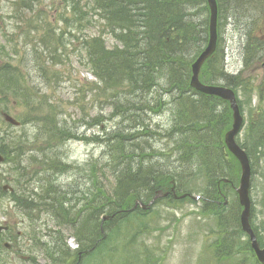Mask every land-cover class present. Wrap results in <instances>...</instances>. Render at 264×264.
<instances>
[{"label": "trees", "instance_id": "16d2710c", "mask_svg": "<svg viewBox=\"0 0 264 264\" xmlns=\"http://www.w3.org/2000/svg\"><path fill=\"white\" fill-rule=\"evenodd\" d=\"M84 2L87 4L84 5ZM216 2L218 17L227 15L234 18L243 14V17L249 15L253 18L254 14L258 15L264 8V0ZM20 4L25 9H32L27 0H21ZM66 8H71V15L75 18H71L72 23L65 26L70 31H74L73 28L78 27L81 21L90 24L92 18V23L102 24L98 35L88 37L80 44L79 62L83 58V65L105 90L115 93L119 91L123 101L116 96L114 105L124 109V112L144 102L147 106L142 110L144 113L156 116L163 113V110L168 111L171 125L163 129V133L171 148L156 151L147 143L148 148L142 147L139 141L131 142L134 138L156 135L147 118L135 116L134 120H127L131 122L129 129L117 128L110 133L105 132L104 137L99 139L105 146V158L100 165L101 179H106L109 173L113 181L109 191L105 187L98 191L97 187L96 191L83 190L76 183L63 185L58 180L60 174L64 169L69 172L74 167L65 161L62 148L71 139H81L82 134L69 128L65 121H58V114L52 104L45 102L43 107L42 103L35 101L36 91L25 84L24 75L19 69H0L2 97L10 96L26 107V112L18 116L19 126L12 127L13 132L5 137L0 135V154L4 157L3 165H7L4 180L13 189L11 193L0 191V196L10 197L16 211L24 215L30 224L35 223L29 225L30 231L38 229L36 222L45 218L48 220L44 225L45 231L53 223L55 227L68 225L77 243V249L71 253L77 255L95 249L103 242L106 222L96 226L100 217L108 215L112 218L115 214L117 218L114 217L113 221H129L134 210L129 211L136 202L146 203L158 192H168L173 181L175 194L178 197L184 195V198L173 199L170 196L172 201L165 199L167 204L181 205L190 200V195L203 198L205 210L218 221L219 231H225L220 241L216 240L211 245L215 257L218 253L225 255L232 252V238L223 228L226 206L221 203L220 196L227 188L228 191L233 190V175L228 173L229 167L221 155L222 150L214 148L209 137L213 136L211 126L215 121L214 111L208 108L211 106L209 101L221 100L197 93L188 85L190 66L208 39L206 1L77 0L73 1L72 7L66 5ZM201 12L204 14L203 20L198 18ZM64 34L65 29L58 33L53 43L56 45ZM102 36L109 37L116 44L108 48ZM51 37L48 33L41 42H51ZM245 50L252 56L254 63L264 58V42L255 39L253 43L246 44ZM38 54L43 63H59L64 55L62 50L58 51L53 45L47 46L44 43ZM216 60L217 47L200 69V82L218 85L220 81L236 91L235 88L239 86L238 77L223 73V68L219 63L216 65ZM40 68L38 73L41 76L46 69L47 72L50 70ZM150 90L157 94L155 99L145 98ZM133 92L139 93L133 94L136 101L130 98ZM162 95H165V101L156 103L155 100ZM192 96H197V99ZM225 122L228 125V117ZM24 123H33V131L20 128ZM131 131H134V135L129 134ZM228 157L231 161L235 160L230 154ZM197 174L206 179V183L199 189L193 181ZM223 179L228 182L223 183ZM160 201L164 199L156 202ZM235 217L238 223L237 212ZM240 234L243 233L240 231ZM256 238L259 245L264 246V239L257 234ZM37 242L38 245L46 243L59 255L50 264L63 262L72 255L58 243L41 242L39 237Z\"/></svg>", "mask_w": 264, "mask_h": 264}, {"label": "rangeland", "instance_id": "374dc122", "mask_svg": "<svg viewBox=\"0 0 264 264\" xmlns=\"http://www.w3.org/2000/svg\"><path fill=\"white\" fill-rule=\"evenodd\" d=\"M20 1L0 0V69H19L24 75L25 84L36 91L35 101L42 103L43 107L45 102L52 104L58 114L57 120L65 121L69 128L82 134L81 139H71L62 148L65 161L74 169L69 172L63 170L58 178L61 184L76 183L83 190L92 191L105 187L109 191L113 181L109 173L106 179H101L100 165L105 158V146L99 139L104 137L105 132L110 133L117 128L129 129L131 122L127 120L135 116L147 118L150 128L159 136L134 138L131 142L139 141L142 147H147V143L156 151L171 148L163 133V129L171 125L168 111L163 110V113L156 116L144 113L142 110L147 107L144 102L124 112V109L114 105L116 96L118 100L123 101L119 91L115 93L105 90L83 65V58H80L79 62L80 44L88 37L100 33L101 22L92 23L93 18L90 24L81 21L78 27L73 28L74 31H70V28L65 26H69L72 23L71 18H75L71 15V8H66V5L72 7L73 1L77 0H27L32 6L31 10L23 8ZM86 4L84 2V5ZM208 16L207 9V34ZM198 18L203 20L204 14L201 12ZM64 29V36L62 35L55 45V37ZM48 33L52 35L51 42L44 40L43 43L47 46L53 45L58 51L62 50L64 55L59 63H43L38 54L43 46L41 41ZM255 39L264 42V8L258 15L254 14L253 18L249 15L243 17V14L234 18L227 15L217 17L216 65L219 63L226 75L238 77L239 86L235 88V92L243 117V127L236 136V142L247 153L251 166L249 220L255 234L264 239V73L255 69L260 66L258 61L252 62V56L245 50L246 44L253 43ZM104 40L108 48L116 44L107 36ZM40 67L50 70L47 72L46 69L41 76L38 73ZM221 83L223 82H218ZM148 93L145 98L150 100L157 96L151 90ZM133 94L139 93L133 92L130 96L136 101ZM192 98L197 99V96ZM155 101L162 103L165 101V95ZM209 102L211 106L208 108L214 111L215 118L211 126L213 136L209 135L210 142L214 148L222 150L221 155L229 167L228 173L233 175V187H237L240 168L235 160L229 159L223 142L224 134L231 124V111L228 105L221 101ZM25 112L23 103L10 96L3 98L0 94V135L5 137L13 132V126L3 120V115L18 120V116ZM227 117L228 125L225 122ZM34 126L33 123H24L20 128L32 132ZM207 130L209 132V128ZM129 134L134 135V131ZM95 137H99L98 140H94ZM152 150L150 148V152ZM6 170L7 165H0V184L6 181ZM193 181L198 189L206 183V179L198 174L194 175ZM175 196L178 199L184 198V195ZM188 197L189 201L175 206L173 203L167 204V201H172L170 198H159L158 200L164 199L160 203L156 202L157 200L140 203L143 208L133 206V216L126 222L113 221L114 217L117 218V215L113 214L111 219L105 221L103 242L95 249L91 248L76 255L71 253L77 249V243L73 240L72 230L68 225L55 227L54 223L51 226L48 223L49 229L45 231L44 225L48 221L45 218L37 223L40 228L35 230L34 234L29 230L27 221L16 211L10 198L0 196V225L8 227V231L0 235V264L52 263L53 258H58L59 255L46 243L38 245V237L41 242L58 243L72 254L69 259L66 258L57 264H258L249 247L247 236L240 234L241 208L232 189H225L220 196L221 203L226 200L222 222L223 228L232 238V252L225 255L218 253L217 257L211 245L216 240L220 241L225 231H219L218 221L205 210L203 198H196L195 195ZM236 212L238 223L235 221ZM99 223L100 218L96 226ZM52 233H55L54 236ZM7 243L10 248L2 249V245Z\"/></svg>", "mask_w": 264, "mask_h": 264}, {"label": "water", "instance_id": "95a60500", "mask_svg": "<svg viewBox=\"0 0 264 264\" xmlns=\"http://www.w3.org/2000/svg\"><path fill=\"white\" fill-rule=\"evenodd\" d=\"M208 9H209V22H208V41L205 48L201 53L196 57L194 62L191 64V76L189 80V86L207 96H214L223 101L228 102L229 108L232 112V125L229 131L224 135V144L228 152L236 159L240 166V177L238 187L235 188V192L238 197V203L242 208L239 223L241 231L248 236V241L251 250L260 264H264V247H260L257 243L256 237L253 230L249 224L250 217V199H249V186H250V176L251 169L250 164L247 158L246 153L241 149L238 144L235 142V136L240 131L242 126V118L239 112V108L236 102L235 95L232 90L220 87V86H207L199 82L198 74L202 64L207 58H209L216 48V18H217V5L215 0H206ZM4 120L11 124L12 126H17L18 122L15 121L10 116L4 115ZM3 161V158L0 156V163ZM5 190L6 187H3ZM143 208V206H141ZM103 219H106L104 217ZM1 230V228H0ZM5 247H9L7 244Z\"/></svg>", "mask_w": 264, "mask_h": 264}, {"label": "flooded vegetation", "instance_id": "af4514ba", "mask_svg": "<svg viewBox=\"0 0 264 264\" xmlns=\"http://www.w3.org/2000/svg\"><path fill=\"white\" fill-rule=\"evenodd\" d=\"M261 59L263 60H259V63H258L260 66L255 69H260L264 73V58H261Z\"/></svg>", "mask_w": 264, "mask_h": 264}]
</instances>
